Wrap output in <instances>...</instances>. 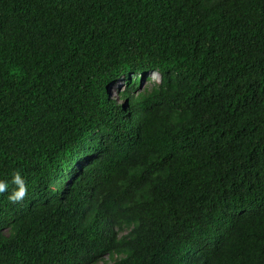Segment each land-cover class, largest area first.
<instances>
[{"label":"trees","instance_id":"trees-1","mask_svg":"<svg viewBox=\"0 0 264 264\" xmlns=\"http://www.w3.org/2000/svg\"><path fill=\"white\" fill-rule=\"evenodd\" d=\"M0 183V264H264V0H0Z\"/></svg>","mask_w":264,"mask_h":264},{"label":"rangeland","instance_id":"rangeland-1","mask_svg":"<svg viewBox=\"0 0 264 264\" xmlns=\"http://www.w3.org/2000/svg\"><path fill=\"white\" fill-rule=\"evenodd\" d=\"M150 82H153L152 78H149ZM148 85V80H142L141 84H140V88L141 90L145 89L146 86ZM123 90V82L122 80H118L116 84H114L113 86L110 87L109 89V97L112 101H114L117 105L119 106H123L125 105L120 97L119 94L121 93V91ZM116 259V258H115ZM112 260L110 257H106L100 264H111Z\"/></svg>","mask_w":264,"mask_h":264},{"label":"clouds","instance_id":"clouds-1","mask_svg":"<svg viewBox=\"0 0 264 264\" xmlns=\"http://www.w3.org/2000/svg\"><path fill=\"white\" fill-rule=\"evenodd\" d=\"M153 74H157V73H151L147 75V78H151V75ZM158 75V74H157ZM150 76V77H149ZM159 76V75H158ZM160 78V76H159ZM154 83H157L155 81H153ZM160 83V82H159ZM157 83V84H159ZM124 83H123V87H124ZM14 183L18 186V190L14 191L11 193V195L9 196V199L13 202L18 201L20 199H22L26 193V188L24 185L23 180L19 177V175H16L15 179H14ZM7 190V185L4 183H0V193H3L4 191Z\"/></svg>","mask_w":264,"mask_h":264},{"label":"built area","instance_id":"built-area-1","mask_svg":"<svg viewBox=\"0 0 264 264\" xmlns=\"http://www.w3.org/2000/svg\"><path fill=\"white\" fill-rule=\"evenodd\" d=\"M150 77V76H149ZM151 78L153 79V81L159 83L160 82V78L157 74H153L151 75Z\"/></svg>","mask_w":264,"mask_h":264}]
</instances>
